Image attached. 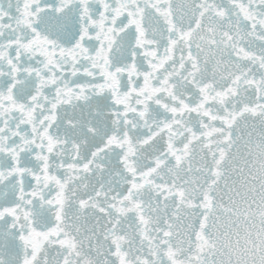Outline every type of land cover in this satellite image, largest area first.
<instances>
[{"label":"snow or ice","instance_id":"obj_1","mask_svg":"<svg viewBox=\"0 0 264 264\" xmlns=\"http://www.w3.org/2000/svg\"><path fill=\"white\" fill-rule=\"evenodd\" d=\"M0 264H264V0H0Z\"/></svg>","mask_w":264,"mask_h":264}]
</instances>
